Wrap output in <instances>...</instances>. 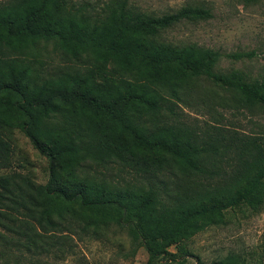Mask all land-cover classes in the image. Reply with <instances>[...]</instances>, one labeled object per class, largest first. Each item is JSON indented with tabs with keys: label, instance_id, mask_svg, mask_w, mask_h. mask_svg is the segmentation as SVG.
<instances>
[{
	"label": "trees",
	"instance_id": "16d2710c",
	"mask_svg": "<svg viewBox=\"0 0 264 264\" xmlns=\"http://www.w3.org/2000/svg\"><path fill=\"white\" fill-rule=\"evenodd\" d=\"M251 1L256 0H248ZM209 16L207 8L197 5L154 15L130 6L128 0H109L99 10L89 7L86 1L74 0H17L0 6V95L18 96L10 109L23 116L19 128L48 159L44 184L32 183L18 172L0 175V215L24 217L20 244L27 251L49 250V246L58 243L53 241L54 232H70L79 227L96 234L102 225L113 220L148 251L146 264L159 255L182 263L191 255L182 241L191 234L195 219L222 216L226 209L241 204L255 208L264 202V155H260L264 146L258 142L261 138L240 139L237 146L241 157L253 158L261 163V169L232 196L217 197L193 207L187 199H193L191 193L195 192L182 189L170 176L163 177L166 156L162 153L195 173L212 177L215 172L199 157L210 149H218L211 136L201 141L182 125L162 122L150 127L134 121L126 96L106 92L102 82H97V77L103 78L101 65L95 64L84 74L80 69L68 72L57 80L40 77L33 65L39 53L38 42H51L77 61L81 54H92L129 73L144 75L165 94L143 87L135 98L161 121L164 116L176 114V102L182 101L185 93L178 78L187 74L204 76L221 88L238 92L246 102L264 107V79L248 81L238 71H214L212 63L220 56L216 50L194 46L176 50L154 40L160 30L181 20ZM254 55V51L227 54L233 59ZM70 93L79 97L83 105L96 108L116 129L131 134L138 146L156 153L143 159L140 167L131 164L138 182H112L98 171L99 166L115 165L113 159L123 162V157L117 156L116 146L101 136H92L69 110L61 109L56 98L65 99ZM52 119L58 122L56 131L48 128ZM222 144L229 147L226 142ZM8 157L6 143L0 138V167L6 165ZM81 159L96 166L87 167ZM170 245L176 251L164 248Z\"/></svg>",
	"mask_w": 264,
	"mask_h": 264
},
{
	"label": "rangeland",
	"instance_id": "374dc122",
	"mask_svg": "<svg viewBox=\"0 0 264 264\" xmlns=\"http://www.w3.org/2000/svg\"><path fill=\"white\" fill-rule=\"evenodd\" d=\"M16 1L0 0V6H8ZM74 1H86L89 7L99 10L109 0ZM128 4L154 15L170 13L184 5L207 8L210 12L208 18L181 20L160 30L154 36L155 42L176 50L190 46L216 50L220 56L212 63L214 71H238L248 81L264 79V0H128ZM38 47L39 53L33 65L40 77L57 80L64 78L68 72L80 69L84 74L95 64L101 65L103 78L97 77V82H102L100 85L106 92L126 96L127 107L134 121L150 127L152 123L162 122L182 125L198 140L203 141L211 136L216 141L218 149H210L199 156L204 165L215 172L216 175L212 177L195 173L162 153L166 156L163 177L170 176L182 189L195 192L197 195L191 193L193 199H187V203L193 207L217 197L232 196L261 169V163L253 158L241 157L237 146L240 139L248 140L250 137L261 138L258 142L264 146L262 105L248 103L238 92L221 88L204 76L187 74L178 78L184 84L182 88L185 93L182 101H175L176 114L164 116L161 121L158 115L147 111L135 98L143 87L158 90L159 95L165 94L144 75L129 73L121 66L110 61L103 62L92 54H81V59L77 61L65 55L64 51L62 53L51 42H38ZM242 51H254L255 55L241 59L227 56ZM17 99L18 96L11 93L0 95V138L6 143L9 156L6 165L0 167V175L18 172L32 183L44 184L48 176V159L34 148L20 130L23 116L10 109ZM56 100L61 102V109L69 110L92 136H101L112 147L116 146L117 156L123 157V162L113 159L117 165L110 163L107 167L99 166L98 171L112 182H138L132 165L140 167L143 159L156 153L138 146L131 134L116 129L104 120L96 108L83 105L75 94L70 93L67 98L59 97ZM57 125V120L52 119L48 128L56 131ZM223 142L229 147H223ZM81 163L87 167L96 166L92 161L85 162L83 159ZM75 222L78 225L76 219ZM23 223V216L0 215V264H146L149 259L148 251L134 242L126 229L117 226L113 220L102 225L96 234L81 231L79 227L70 232H54L53 241L58 240V243L49 246V250L43 249L41 253L27 251L20 244L25 230ZM182 243L191 252L182 263L167 261L159 255L149 264H198L199 261L202 264H264V202L255 208L241 204L226 209L222 216L214 214L195 219L191 234ZM164 248L176 251L174 245Z\"/></svg>",
	"mask_w": 264,
	"mask_h": 264
}]
</instances>
